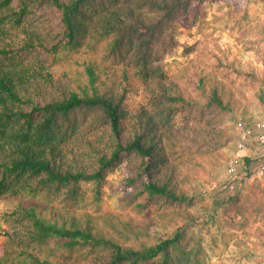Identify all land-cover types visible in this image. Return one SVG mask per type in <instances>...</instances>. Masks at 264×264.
Here are the masks:
<instances>
[{
    "label": "trees",
    "instance_id": "obj_1",
    "mask_svg": "<svg viewBox=\"0 0 264 264\" xmlns=\"http://www.w3.org/2000/svg\"><path fill=\"white\" fill-rule=\"evenodd\" d=\"M207 1L0 0V264H209L188 232L200 219L194 183L226 157L223 121L243 100L212 72L162 63L174 23L192 26ZM217 60L256 77L262 95L264 74ZM117 170L118 209H100ZM246 208L231 193L224 219L235 225ZM161 223L173 232L152 234Z\"/></svg>",
    "mask_w": 264,
    "mask_h": 264
},
{
    "label": "rangeland",
    "instance_id": "obj_2",
    "mask_svg": "<svg viewBox=\"0 0 264 264\" xmlns=\"http://www.w3.org/2000/svg\"><path fill=\"white\" fill-rule=\"evenodd\" d=\"M191 18L193 25L189 27L174 23L177 44L162 58L166 72L180 74L187 66H190V73L198 67L204 73L212 72L234 88L235 96L241 97L243 104L235 115L229 113L223 121L232 134V140L221 148L226 157L212 171L210 180L194 183L198 198L191 210L200 219L187 223L188 232L202 238L204 255L209 264H264V178L243 185L235 192L247 206V217L240 218L238 215L234 220L235 225H230L223 215L225 198L229 194L220 195L207 189L215 175L223 171L224 162L234 152L233 122L243 115H253L264 110V92L260 95L257 78H253L250 73L237 72L230 66L218 65L217 60L234 63L243 71L264 74V40L255 41L260 36L258 25L264 24V0H209L200 7L192 8ZM189 116L200 121L212 114L207 109H193ZM215 116H219V113ZM121 174L117 170L107 177L100 209H118L121 192L112 184L115 185ZM82 185L85 199H91L94 185L91 182ZM252 200L253 207H249ZM96 205L91 203L87 208L97 213ZM8 208L7 199H1L0 213ZM6 228L7 225L0 219V249L4 246L6 237L3 232ZM172 232L173 226L168 223H161L152 230V234Z\"/></svg>",
    "mask_w": 264,
    "mask_h": 264
},
{
    "label": "built area",
    "instance_id": "obj_3",
    "mask_svg": "<svg viewBox=\"0 0 264 264\" xmlns=\"http://www.w3.org/2000/svg\"><path fill=\"white\" fill-rule=\"evenodd\" d=\"M251 116L233 122L234 152L224 162L223 171L209 183L208 191L231 194L264 178V110Z\"/></svg>",
    "mask_w": 264,
    "mask_h": 264
}]
</instances>
